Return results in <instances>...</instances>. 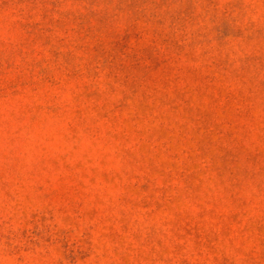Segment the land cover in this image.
Masks as SVG:
<instances>
[{"label":"rangeland","instance_id":"1","mask_svg":"<svg viewBox=\"0 0 264 264\" xmlns=\"http://www.w3.org/2000/svg\"><path fill=\"white\" fill-rule=\"evenodd\" d=\"M0 264H264V0H0Z\"/></svg>","mask_w":264,"mask_h":264}]
</instances>
